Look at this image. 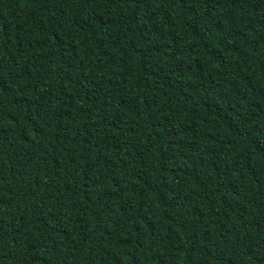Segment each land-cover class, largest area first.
<instances>
[{"label":"trees","instance_id":"1","mask_svg":"<svg viewBox=\"0 0 264 264\" xmlns=\"http://www.w3.org/2000/svg\"><path fill=\"white\" fill-rule=\"evenodd\" d=\"M0 264H264V0H0Z\"/></svg>","mask_w":264,"mask_h":264}]
</instances>
